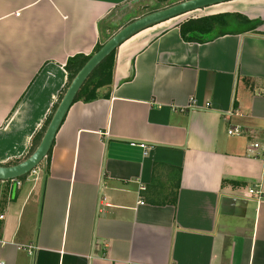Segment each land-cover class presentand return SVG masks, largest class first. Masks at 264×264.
Masks as SVG:
<instances>
[{
	"label": "crops",
	"instance_id": "crops-1",
	"mask_svg": "<svg viewBox=\"0 0 264 264\" xmlns=\"http://www.w3.org/2000/svg\"><path fill=\"white\" fill-rule=\"evenodd\" d=\"M143 1L0 0L1 166L26 160L68 60ZM202 11L261 25L231 17L229 35L190 43L183 16L124 43L113 84L71 107L50 167L16 190L0 181V264H264V201L250 195H264V0Z\"/></svg>",
	"mask_w": 264,
	"mask_h": 264
},
{
	"label": "water",
	"instance_id": "water-1",
	"mask_svg": "<svg viewBox=\"0 0 264 264\" xmlns=\"http://www.w3.org/2000/svg\"><path fill=\"white\" fill-rule=\"evenodd\" d=\"M232 1L237 0H187L164 10L146 15L131 22L129 25L121 29L90 58L87 64L81 69L78 75L71 82L70 86L63 95L62 100L59 103L58 108L55 111L52 120L44 134V137L36 151L28 159L16 165H0V181H18L19 179L30 175L47 159L48 154L55 142L56 136L71 107L75 104V101L85 83L95 72V70L115 51L119 50V48L129 39L156 25ZM16 186L17 184H15L14 190H16Z\"/></svg>",
	"mask_w": 264,
	"mask_h": 264
},
{
	"label": "trees",
	"instance_id": "trees-1",
	"mask_svg": "<svg viewBox=\"0 0 264 264\" xmlns=\"http://www.w3.org/2000/svg\"><path fill=\"white\" fill-rule=\"evenodd\" d=\"M231 17L243 20V22L246 24L247 31L250 32H255L256 29L261 25V21L253 22L248 20L247 18H243L237 15H217L199 19H189L186 22L181 23L179 25L181 36L183 40L190 43L205 44L212 42L231 33ZM101 47V45H98L95 49V53H97L101 49ZM116 53L117 51H115L110 57H108L90 76V78L80 91L75 103L78 101H84L85 103L96 101L99 99V90L110 87L113 84L114 71L116 67ZM91 57L92 56L86 57L83 55H77L68 60L65 66V71L68 75L67 89ZM62 97L60 99V102L62 100ZM59 103L54 108V111L51 116L45 122L44 127L33 138L30 152L28 153L25 159H28L40 145L44 134L52 120V117L58 108ZM51 155L52 149L49 152L47 159L44 161L47 162L48 168L50 167ZM20 162L21 161L17 162L16 164ZM40 167H42V164L40 165ZM27 178L28 176H25L19 179V181H25Z\"/></svg>",
	"mask_w": 264,
	"mask_h": 264
},
{
	"label": "rangeland",
	"instance_id": "rangeland-1",
	"mask_svg": "<svg viewBox=\"0 0 264 264\" xmlns=\"http://www.w3.org/2000/svg\"><path fill=\"white\" fill-rule=\"evenodd\" d=\"M156 0H146V1H143L142 2V4H141V6H140V8L141 7H143L142 9L143 10H140V8L138 7V8H133V9H131V10H129V11H127L123 16H122V21L120 20L119 22H120V24H121V22L122 23H125V21L126 20H129V19H131V18H133V17H139V18H137V20L138 19H140V18H142V17H144V16H146V15H149V14H151V13H153V12H151V13H146V12H143L145 9L146 10H153L152 8L154 7V9L157 11H160V10H162V8H168V7H170L169 5L170 4H176V3H180V2H183V1H186V0H162V1H158L157 0V2H155ZM140 5V4H139ZM206 14V12L205 11H202V12H196V13H191V14H189V15H186V17H183L182 19H178V20H181L182 22L181 23H184L186 20H189V19H193V18H199L200 16H203V15H205ZM141 15H144V16H142V17H140ZM126 27V26H125ZM123 29V28H122ZM110 40V39H109ZM96 80V79H95ZM94 80V81H95ZM52 114V113H51ZM44 125V124H43ZM44 127V126H43ZM42 127V128H43ZM41 128V129H42ZM19 161H22V159L21 160H10V161H8V164H11V163H13V164H15V163H17V162H19ZM12 164V165H13ZM29 180H31V181H35V179H34V177H31ZM30 183V184H29ZM32 184V182H25L24 181V185L25 186H30Z\"/></svg>",
	"mask_w": 264,
	"mask_h": 264
},
{
	"label": "built area",
	"instance_id": "built-area-1",
	"mask_svg": "<svg viewBox=\"0 0 264 264\" xmlns=\"http://www.w3.org/2000/svg\"><path fill=\"white\" fill-rule=\"evenodd\" d=\"M64 68H65V66H64ZM242 133L243 132H242V129L240 127L232 128V129L229 130V135L230 136H241ZM139 147L142 148L145 152H147L148 150H150L152 148V146L149 147L145 143L139 144ZM252 153L254 154V156L260 157L264 161V141L263 142L261 141V142L254 143L253 144ZM39 171H41L40 168H37L36 170H34L32 172V175H38ZM18 184L20 185V183H18ZM250 195L255 197L260 202L264 201V195L259 190H251L250 191ZM2 218L3 217H1V219ZM33 249H34L33 247L29 248V251L31 252V254H33L32 253Z\"/></svg>",
	"mask_w": 264,
	"mask_h": 264
},
{
	"label": "clouds",
	"instance_id": "clouds-1",
	"mask_svg": "<svg viewBox=\"0 0 264 264\" xmlns=\"http://www.w3.org/2000/svg\"><path fill=\"white\" fill-rule=\"evenodd\" d=\"M38 168H41L40 166L38 167ZM36 170V169H35ZM31 177H34V179H38V175H32V173L30 174V175H28V180L31 178ZM19 181V180H18ZM18 181H15V184H17L18 185Z\"/></svg>",
	"mask_w": 264,
	"mask_h": 264
}]
</instances>
